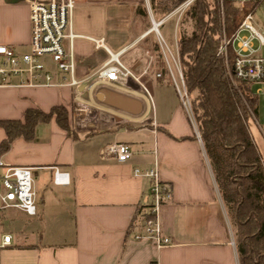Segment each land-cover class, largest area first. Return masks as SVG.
Returning <instances> with one entry per match:
<instances>
[{"label": "crops", "instance_id": "crops-1", "mask_svg": "<svg viewBox=\"0 0 264 264\" xmlns=\"http://www.w3.org/2000/svg\"><path fill=\"white\" fill-rule=\"evenodd\" d=\"M151 13L150 0L79 1L73 31L82 85L26 86L13 80L0 86V119H23L29 108L64 105L74 130L69 134L53 117L37 125L33 139L17 137L1 154L9 165L33 167L38 214L18 217L37 223L39 230H12L14 243L0 250V264H240L234 228L196 123L175 81L147 70ZM94 39H104L113 53L125 50L120 58L125 56L133 75L95 82L110 54ZM30 42L28 0H0V44L26 52L21 49ZM171 51L178 56L177 42L176 53ZM157 95L165 106L158 107ZM5 137L0 126V143ZM113 142L129 144L132 157L120 162L102 154ZM55 168L69 173L70 184L54 182ZM136 168H158L171 191L158 212L169 245L135 239L153 202V180L137 176ZM41 177L49 194L39 200Z\"/></svg>", "mask_w": 264, "mask_h": 264}, {"label": "trees", "instance_id": "trees-1", "mask_svg": "<svg viewBox=\"0 0 264 264\" xmlns=\"http://www.w3.org/2000/svg\"><path fill=\"white\" fill-rule=\"evenodd\" d=\"M187 1L150 0V7L161 21ZM223 2L222 7L219 0H193L187 6L178 24V58L194 120L234 228L239 263L264 264V161L249 128L251 112L257 114L261 96L254 93L252 83L233 84L225 55L219 53L224 32L231 38L238 29L237 7L229 0ZM145 14L149 17L146 10ZM187 22L190 33L185 32ZM156 39L153 31L148 34L149 48L156 55L155 70L161 77L170 76ZM230 56L231 48V63ZM53 117L74 135L64 105L49 111L29 108L23 119H0L6 132L0 156L15 138L33 139L37 125Z\"/></svg>", "mask_w": 264, "mask_h": 264}, {"label": "built area", "instance_id": "built-area-1", "mask_svg": "<svg viewBox=\"0 0 264 264\" xmlns=\"http://www.w3.org/2000/svg\"><path fill=\"white\" fill-rule=\"evenodd\" d=\"M79 1L82 0H28L31 21L30 47L26 52H19L12 46L0 44V86L14 84L13 80H17L18 85L26 86L79 88L82 85V81L76 77L74 41L78 35L73 31V15ZM192 1L188 0L182 7L188 6ZM229 1L240 7H247V11L233 36L223 39L219 53L224 54L227 59L228 72L233 84L238 86V82H246L252 83L254 87L258 85L256 89L254 88V93L261 96L264 94V56L258 54L254 43L258 40L264 44V30L257 26L255 18L257 8L263 7L264 9V0ZM161 21L163 23L165 19ZM158 37L174 81L176 79L170 59L176 66H179V87L177 81L175 83L183 104L195 123L179 58L172 53L161 33H158ZM94 42L97 47L105 48L110 54L109 60L97 72L95 82L114 81L120 77L133 75L120 59V55L125 50L113 53L106 46L104 39H94ZM229 48L233 56L231 65ZM251 114L250 122L257 126L264 138V127L258 115L254 112ZM101 152L104 155L115 156L120 162L128 161L133 155L131 146L124 142L110 143L104 146ZM135 174L150 177L153 180L151 188L153 202L149 208V215L144 221L143 231L137 233L135 239H149L158 247L169 245L172 241L163 232L158 212L160 205L171 198V191L160 180L158 168H136ZM54 182L70 184L69 173L55 168ZM13 211H20L29 216L38 214L33 167L9 165L0 157V250L14 243L13 232L6 226V221L12 216Z\"/></svg>", "mask_w": 264, "mask_h": 264}, {"label": "rangeland", "instance_id": "rangeland-1", "mask_svg": "<svg viewBox=\"0 0 264 264\" xmlns=\"http://www.w3.org/2000/svg\"><path fill=\"white\" fill-rule=\"evenodd\" d=\"M219 2H220V5L223 7L224 2L222 0H219ZM234 5L237 7V10H238L237 24L239 27V23H240L241 19L243 18L245 12L247 11V7H240L239 5H236V4H234ZM249 5H251V4H249ZM186 8H187V6L186 7L184 6L180 10L179 9L175 10L172 14H170L171 18L166 22L164 27L161 28L159 26V30L161 31V29H162L165 42L173 50L174 53H176V42H177L178 37H179V31H178L177 25L179 24L180 19L185 15V13H183V12ZM255 18H256L257 26L260 27L261 30H264V9H263V7L257 8V10L255 12ZM191 30H192V27H191L190 23L187 22L185 24V32L190 33ZM153 32L155 33L156 38L159 40L158 34L155 31H153ZM225 37H227V36L224 32L222 39H225ZM254 44H255V47L257 48L258 54L264 56V44H261L258 40H256ZM140 46L144 47L145 46L144 42H141ZM21 50L22 51H28L29 48L28 47L22 48ZM143 53H147V52H143ZM150 56L153 57L152 62H150V59H151ZM230 57L232 58L231 60H233V56H230ZM120 59L123 63L126 64L125 56H122ZM170 60H171L170 62L173 63L172 59H170ZM155 62H156V55L148 51V68H147L148 72H151L153 74L156 73L155 72L156 71L155 70ZM226 64H227V68H228L227 59H226ZM230 65H231V63H230ZM127 66L133 71V69L129 65H127ZM172 68H173V72L175 75V79H176L178 87H179V85H180V80L178 78L179 66H176L173 63ZM95 77L96 76H94L93 78H95ZM169 77H170V79L174 80L171 73H170ZM175 86L178 90L177 85H175ZM257 87H258V85L255 86L254 88L256 89ZM156 97H157V105L159 108L166 105V100L164 98H162L158 95ZM182 103H183V101H182ZM257 115L259 117L260 123L264 127V94H262L260 97V103H259V107L257 110ZM249 128H250L251 134L253 136L254 142L257 144V146L261 152L263 161H264V138H263V135L261 134V132L257 128V126L253 125L251 122H249ZM34 177H35V174H34ZM42 179L43 178L41 177L39 182L36 185L39 187V191H38L39 192L38 193L39 200L41 199V196L47 197V195L49 194V187L47 186V184H43ZM11 214H12V216H11ZM11 214H10L11 217L9 219H7V221H6V226L11 231L13 230L14 232H24L27 234H31L32 232H36L39 230V227H38L39 225L37 223L31 222L30 220L27 221L24 218L20 219L18 217L22 214V213H20V211H13V212H11ZM27 238H28L27 240H29V237H27Z\"/></svg>", "mask_w": 264, "mask_h": 264}, {"label": "water", "instance_id": "water-1", "mask_svg": "<svg viewBox=\"0 0 264 264\" xmlns=\"http://www.w3.org/2000/svg\"><path fill=\"white\" fill-rule=\"evenodd\" d=\"M151 20H152V27H151V31H155L157 34L160 33L158 27L161 25L162 21H157L153 14L151 13ZM99 98H102V93L98 94Z\"/></svg>", "mask_w": 264, "mask_h": 264}, {"label": "bare ground", "instance_id": "bare-ground-1", "mask_svg": "<svg viewBox=\"0 0 264 264\" xmlns=\"http://www.w3.org/2000/svg\"><path fill=\"white\" fill-rule=\"evenodd\" d=\"M158 29H159V27H158Z\"/></svg>", "mask_w": 264, "mask_h": 264}]
</instances>
